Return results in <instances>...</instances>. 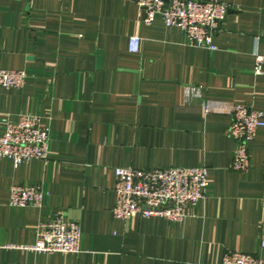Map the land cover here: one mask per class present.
Returning <instances> with one entry per match:
<instances>
[{
  "label": "crops",
  "instance_id": "obj_1",
  "mask_svg": "<svg viewBox=\"0 0 264 264\" xmlns=\"http://www.w3.org/2000/svg\"><path fill=\"white\" fill-rule=\"evenodd\" d=\"M220 1L229 10L209 51L160 17L145 24L136 0H0V68L27 73L0 86V116L37 114L50 128L47 159H0V264H222L228 251L260 252L264 126L246 172L231 168L227 131L235 105L264 111V0ZM170 166L208 168L206 197L184 220L114 216L116 167ZM13 184L40 186L43 205H10ZM57 213L81 225V252L24 249Z\"/></svg>",
  "mask_w": 264,
  "mask_h": 264
},
{
  "label": "built area",
  "instance_id": "obj_2",
  "mask_svg": "<svg viewBox=\"0 0 264 264\" xmlns=\"http://www.w3.org/2000/svg\"><path fill=\"white\" fill-rule=\"evenodd\" d=\"M143 13V22L151 25L160 17L167 27H178L197 47L214 51V38L221 23L226 19L229 6L220 0H136ZM141 37L133 35L129 51L140 50ZM264 55L255 53L254 73L264 74ZM27 73L25 70L0 68V86L21 87ZM0 159L8 158L14 166L31 159L49 157L50 128L42 123L37 114L23 113L16 119L0 116ZM264 126V111L238 104L232 110V122L228 135L236 143L231 168L246 172L251 166L250 143L257 131ZM116 201L112 208L116 218L164 217L171 222L182 221L188 208L196 206L206 197L209 185L208 168L205 166L166 168L116 167ZM47 193L38 185L13 184L9 191L12 206H42ZM81 225L67 219L61 213L42 222L37 238L24 249L43 253L81 252ZM222 264H264V238L260 252L246 253L228 251L223 254Z\"/></svg>",
  "mask_w": 264,
  "mask_h": 264
},
{
  "label": "water",
  "instance_id": "obj_3",
  "mask_svg": "<svg viewBox=\"0 0 264 264\" xmlns=\"http://www.w3.org/2000/svg\"><path fill=\"white\" fill-rule=\"evenodd\" d=\"M99 56H98V66L101 67L102 66V51H98Z\"/></svg>",
  "mask_w": 264,
  "mask_h": 264
}]
</instances>
